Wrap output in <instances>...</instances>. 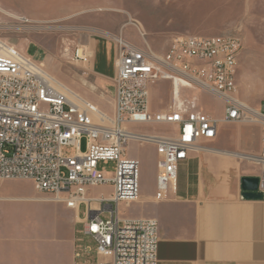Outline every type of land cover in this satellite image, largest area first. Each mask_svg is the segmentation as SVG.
<instances>
[{"label": "built area", "instance_id": "2783aa9c", "mask_svg": "<svg viewBox=\"0 0 264 264\" xmlns=\"http://www.w3.org/2000/svg\"><path fill=\"white\" fill-rule=\"evenodd\" d=\"M109 41L114 48L110 116L69 92L42 64L0 40V180L30 181L35 194L67 208L84 205L83 235L111 264H157L156 220L123 218L118 212L119 204L139 197V162L126 155L127 144L154 147L153 200L161 202L172 194L178 167L199 148L198 142L214 140L222 124H257L263 129L261 151L247 159L260 167L256 192L264 195V110L237 105L236 92H231V67L238 65L242 50L234 36L176 38L162 56L122 36ZM71 59L85 64L82 41ZM161 82L170 86V104L152 112L149 88ZM198 95L221 101L222 116L205 114ZM134 124L173 127L175 134L135 135L128 131ZM66 149L73 153L67 155ZM109 163L114 172L108 177L100 166ZM104 185L112 188L110 198L88 197V188ZM93 203L100 205L97 211L91 209Z\"/></svg>", "mask_w": 264, "mask_h": 264}, {"label": "rangeland", "instance_id": "374dc122", "mask_svg": "<svg viewBox=\"0 0 264 264\" xmlns=\"http://www.w3.org/2000/svg\"><path fill=\"white\" fill-rule=\"evenodd\" d=\"M0 8L6 13H0V40L42 64L49 75L108 116L112 115L113 86L109 76L114 60L109 40L115 36L159 56L176 38L234 36L242 47L235 98L252 110H264V0H0ZM84 35L92 40L96 54L95 67L90 62L88 70L85 64L71 59ZM197 98L205 114L222 116L221 101L204 95ZM170 99L168 83L150 86L152 112L166 110ZM256 127L251 124L241 129L253 135ZM218 130L231 135L238 129L219 125ZM128 131L135 135L175 134L173 127L153 124L130 125ZM84 147L85 141H81L80 148ZM64 152L73 153L71 149ZM149 153L148 146L136 141L126 146V155L140 160L139 201L119 206L123 218L144 213L148 203L144 199L153 195L155 176ZM100 168L108 177L114 172L112 163ZM182 174L179 168V180ZM90 192L93 197H108L111 186ZM43 198L46 197L35 194L30 181L0 180V264L39 263L36 241L27 237H51L61 220V215L44 204ZM80 212L83 216L84 209ZM75 234L81 244H86L88 239L80 225L75 226Z\"/></svg>", "mask_w": 264, "mask_h": 264}, {"label": "crops", "instance_id": "0c3cea01", "mask_svg": "<svg viewBox=\"0 0 264 264\" xmlns=\"http://www.w3.org/2000/svg\"><path fill=\"white\" fill-rule=\"evenodd\" d=\"M95 55L94 52L90 61L92 68L96 64ZM259 109L260 106L256 108ZM231 125L238 129L235 133L227 135L218 130L214 140L198 142L199 148L190 152L187 160L178 167L183 174L180 180L177 174L172 194L165 201L155 202L153 195L147 197L144 199L148 201L145 212H136L128 218L156 220L157 264H264V200H242L240 187L242 178H258L260 174V167L247 157L259 155L263 129L255 124L256 132L251 135L241 129V126L251 124ZM144 146L149 148L156 177L155 149ZM130 158L140 164L139 158ZM99 187L88 188V197H102L91 196L90 191ZM111 195L112 188L110 195L103 198ZM42 200L61 215V220L51 237H27L29 241H36L38 264H111L110 258L96 254L95 244L89 237L84 235L88 241L81 244L75 234L76 225H80L83 232L87 217L84 205L71 209L64 204ZM121 204L117 207L118 212ZM81 208L84 209L83 216ZM99 208L98 203L91 205L95 211ZM102 215L98 214L100 218ZM106 218L108 214L103 219Z\"/></svg>", "mask_w": 264, "mask_h": 264}, {"label": "bare ground", "instance_id": "6f19581e", "mask_svg": "<svg viewBox=\"0 0 264 264\" xmlns=\"http://www.w3.org/2000/svg\"><path fill=\"white\" fill-rule=\"evenodd\" d=\"M0 13L6 14L1 8H0ZM18 20L20 22H22V23H28V21L26 19H18ZM82 45H83L84 54H85V58H86V62H85L86 68L84 67V69H87L88 64L90 63V61L92 59V51H93L92 50V48H93L92 40L88 39L87 36L84 35L82 37ZM237 70H238V65H232V67H231V75H230V89H231V92H236ZM67 90L69 92H71V93H74V92L70 91L69 89H67ZM236 104L237 105H244L245 107L251 109L249 106L245 105L244 103L243 104L240 103L237 99H236Z\"/></svg>", "mask_w": 264, "mask_h": 264}, {"label": "water", "instance_id": "95a60500", "mask_svg": "<svg viewBox=\"0 0 264 264\" xmlns=\"http://www.w3.org/2000/svg\"><path fill=\"white\" fill-rule=\"evenodd\" d=\"M241 199L242 200H264V195L257 193L258 179L255 178H242L240 182Z\"/></svg>", "mask_w": 264, "mask_h": 264}]
</instances>
